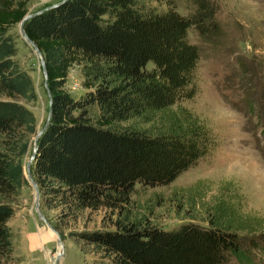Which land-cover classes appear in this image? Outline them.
Returning <instances> with one entry per match:
<instances>
[{"label": "trees", "instance_id": "16d2710c", "mask_svg": "<svg viewBox=\"0 0 264 264\" xmlns=\"http://www.w3.org/2000/svg\"><path fill=\"white\" fill-rule=\"evenodd\" d=\"M156 1L165 8L140 0H63L24 21V33L42 53L51 98L30 165L41 213L61 234L100 212L99 228L82 222L73 231L97 264H252L249 249L264 252V231L256 215L241 210L235 191L215 194L204 224L166 228L150 222L151 207L139 216L131 211L135 184L167 185L216 148L214 135L181 101L196 93L200 58L187 29L209 45L221 42L217 3L182 0L189 9L183 15L173 0ZM29 3L0 0V264L11 260L7 221L26 184L21 162L36 132L25 106L35 100L34 88L9 33ZM74 65L83 88L76 98L64 89ZM167 196L177 212L194 204L174 190Z\"/></svg>", "mask_w": 264, "mask_h": 264}, {"label": "rangeland", "instance_id": "374dc122", "mask_svg": "<svg viewBox=\"0 0 264 264\" xmlns=\"http://www.w3.org/2000/svg\"><path fill=\"white\" fill-rule=\"evenodd\" d=\"M58 1L30 0L27 12H36ZM140 1L165 8V4L156 0ZM214 1L217 3L216 16L223 24L225 36L216 45H209L201 41L193 28L187 29L188 40L200 46V58L194 77L196 93L191 99L181 101V105L205 123L214 135L216 148L167 185L141 187L135 184L130 195L131 211L139 216L146 214L145 207H151L150 222L166 228L174 227L180 221L204 224L203 211L215 194H224L228 190L227 194L232 195L231 191H235L239 194L241 210L256 215V228L263 232L264 0ZM172 5L180 14L185 15L189 11L182 0H173ZM9 33L16 48L14 58L32 81L36 98L25 106L35 117L37 131L44 125L47 114V96L38 59L32 48L21 39L17 24L10 28ZM152 65L148 61L145 66L148 69ZM80 81L77 66H71L64 89L74 98L83 91ZM30 154L31 151L22 158L26 184L7 221L13 233V251L11 260L4 264H52L58 251L61 253L56 264H97L94 254L74 238L73 231L80 230L82 222L88 229L99 228L100 212L89 213L88 220L82 218L61 234L56 230L62 243V249H59L53 232L34 212V191L28 177L31 163L28 171L26 166ZM196 181L199 183L193 187ZM173 190L183 197L191 196L194 203L191 208L184 206L177 212L175 198L167 200V195ZM38 202L42 210L40 196ZM243 234L248 235L246 232ZM258 249H249L248 258L252 264H264V252Z\"/></svg>", "mask_w": 264, "mask_h": 264}, {"label": "water", "instance_id": "95a60500", "mask_svg": "<svg viewBox=\"0 0 264 264\" xmlns=\"http://www.w3.org/2000/svg\"><path fill=\"white\" fill-rule=\"evenodd\" d=\"M63 0H60L56 3H53L50 6H56L58 5L60 2H62ZM38 12V11H37ZM36 12H27L25 15H23V17L21 18V20L18 22L17 27H18V32L19 35L21 37V39L24 41L25 44H27L28 46H30L32 48V51L34 53V55L36 56V58L38 59V64L41 70V74H42V79H43V87L44 90L46 92V96H47V114H46V120L44 125L35 132V135L32 138V148H31V154L29 156L28 161L26 162V166H27V171H28V166L31 163V161L34 158L35 155V150H36V145H37V138L41 135V133L43 132L48 119H49V114H50V104H51V98H50V93L48 91L47 85H46V70H45V64H44V60H43V56L41 51L36 47V45L33 43V41H31L26 34L24 33L23 30V23L26 19H28L29 17H31L33 14H35ZM28 177H29V182L32 186V189L34 191V197H33V205H34V212L36 213L37 217L48 227L49 230H51L55 235H56V242L58 244V246L60 247V249H62V243H61V239L60 236L58 234V232L46 221V219L44 218L43 214L41 213V210L39 208V193H38V189L36 186L35 181L33 180L32 176L30 175V173H28ZM61 253V251H58L52 264H56V261L58 259V255Z\"/></svg>", "mask_w": 264, "mask_h": 264}, {"label": "bare ground", "instance_id": "6f19581e", "mask_svg": "<svg viewBox=\"0 0 264 264\" xmlns=\"http://www.w3.org/2000/svg\"><path fill=\"white\" fill-rule=\"evenodd\" d=\"M51 231V230H50ZM52 232V231H51ZM54 234V233H53ZM55 238H56V235L54 234ZM58 248L60 249V247L58 246Z\"/></svg>", "mask_w": 264, "mask_h": 264}]
</instances>
